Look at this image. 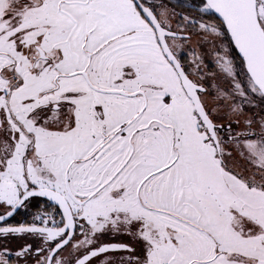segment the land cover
<instances>
[{"label": "snow or ice", "instance_id": "6c2138e0", "mask_svg": "<svg viewBox=\"0 0 264 264\" xmlns=\"http://www.w3.org/2000/svg\"><path fill=\"white\" fill-rule=\"evenodd\" d=\"M9 237L38 246L0 264H264V0H0Z\"/></svg>", "mask_w": 264, "mask_h": 264}, {"label": "flooded vegetation", "instance_id": "af4514ba", "mask_svg": "<svg viewBox=\"0 0 264 264\" xmlns=\"http://www.w3.org/2000/svg\"><path fill=\"white\" fill-rule=\"evenodd\" d=\"M36 211L35 208L29 209L28 212H21L20 214H18L17 216H15V218L11 221V223L15 224L17 222L23 221L26 223H31V217H32V213H34ZM22 215V216H19ZM59 218V217H57ZM3 246L9 249H16L18 247V245L20 244H24V243H32L33 246H38V241H36L35 239L28 237L26 238V241L21 240V239H17L15 237H9L6 239H2ZM12 264H15V260L12 261Z\"/></svg>", "mask_w": 264, "mask_h": 264}, {"label": "rangeland", "instance_id": "374dc122", "mask_svg": "<svg viewBox=\"0 0 264 264\" xmlns=\"http://www.w3.org/2000/svg\"><path fill=\"white\" fill-rule=\"evenodd\" d=\"M189 47L197 48V37H195V36L192 37L191 42L189 44ZM205 48L208 51H210V45H205ZM197 50L199 51L200 49H197ZM204 59H205V64L207 65L206 71H209V72L215 71L216 69H215V66H214V58L212 56H205ZM2 241L3 240L0 239V245H3V244H1V243H3ZM24 241H26V239Z\"/></svg>", "mask_w": 264, "mask_h": 264}, {"label": "trees", "instance_id": "16d2710c", "mask_svg": "<svg viewBox=\"0 0 264 264\" xmlns=\"http://www.w3.org/2000/svg\"><path fill=\"white\" fill-rule=\"evenodd\" d=\"M177 0H173V3H176ZM179 2L183 5L184 9H195L198 0H179ZM181 8H177V11H181ZM22 216V215H19Z\"/></svg>", "mask_w": 264, "mask_h": 264}]
</instances>
